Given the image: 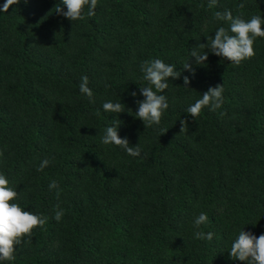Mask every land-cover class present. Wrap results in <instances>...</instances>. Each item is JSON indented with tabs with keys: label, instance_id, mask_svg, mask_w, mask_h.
I'll return each mask as SVG.
<instances>
[{
	"label": "trees",
	"instance_id": "trees-1",
	"mask_svg": "<svg viewBox=\"0 0 264 264\" xmlns=\"http://www.w3.org/2000/svg\"><path fill=\"white\" fill-rule=\"evenodd\" d=\"M4 3L0 174L17 191L11 202L48 220L16 245L14 261L0 264H247L229 250L241 230L264 234V38L238 65L211 52L196 65L190 53L228 27L214 12L264 18V0H217L212 8L209 0H98L94 17L85 7L76 21L55 11L67 10L61 0H19L7 11ZM153 59L181 75L161 93L169 107L160 124L145 128L135 116L140 87L149 86L140 66ZM85 75L94 103L79 91ZM217 84L222 107L194 119L186 109ZM107 101L124 111L105 112ZM117 121L139 156L101 142ZM53 180L59 188L50 190ZM202 212L208 220L196 229ZM195 231L213 238L196 239Z\"/></svg>",
	"mask_w": 264,
	"mask_h": 264
},
{
	"label": "clouds",
	"instance_id": "clouds-1",
	"mask_svg": "<svg viewBox=\"0 0 264 264\" xmlns=\"http://www.w3.org/2000/svg\"><path fill=\"white\" fill-rule=\"evenodd\" d=\"M61 2L66 6L67 10L57 7L55 11L71 21L84 19L83 11L85 7L88 9L87 16L94 17L98 5V0H61ZM17 3H19V0H6L3 10L7 11L10 5ZM216 5L217 0H209V8ZM240 7H244V4L241 3ZM212 19L214 21H223L228 27H218L214 35L207 36V43H199L191 50L190 57H195L194 63L196 65L205 64L208 59V52L237 65L244 60L251 59L255 55L254 42L256 38H264V27H262L264 18L259 15H253L249 20H245L239 15L233 16L231 10L226 9L223 12H214ZM205 49H208V51H205ZM183 68L195 75V69L188 62L183 64ZM140 70L143 73V79L148 82L149 86L140 87V93L144 99L137 101L138 110L135 112V116L143 121L145 128H148L160 124L164 111L169 107L167 97L161 93L168 89V79L170 77L177 79L181 73L176 70L175 65L167 64L160 59L145 60L141 64ZM183 80V85L188 87L190 84L189 76H184ZM88 84L89 78L86 75L81 77L79 91L82 95L87 96L90 102L94 103L93 92ZM223 91L222 84L209 87L207 91L203 92L202 98L190 105L186 112L196 119L205 107L210 111H216L223 105ZM132 95L136 96L137 94L133 92ZM102 108L105 112L116 114L124 111L120 102L107 101L103 103ZM186 123L187 120L180 121V132L184 131ZM119 124L117 121L112 126L106 127L101 142L105 145L114 144L125 150L130 156H139L141 154L139 144L129 146L128 139L126 137L121 138L118 134ZM48 164L49 161L47 159L43 160L37 170L43 171ZM8 185L9 181L5 175L0 174V262L14 261L16 245H20L24 237L31 239L33 229L43 227L48 220L47 216L26 211L18 203L11 202L17 197V191ZM58 188L59 184L57 181L53 180L50 182V190ZM58 195L59 191H57ZM63 215L64 210L59 204H56L54 206V219L59 222ZM207 220V214L200 213L194 218V228L199 229ZM194 238L211 240L213 233L195 231ZM229 256L234 260L246 261L247 264H264V234L257 237L250 231L241 230L231 243Z\"/></svg>",
	"mask_w": 264,
	"mask_h": 264
}]
</instances>
